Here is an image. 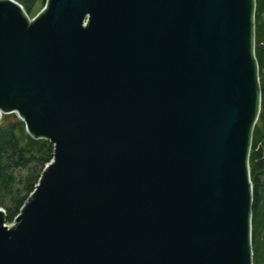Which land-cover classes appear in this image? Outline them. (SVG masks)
Listing matches in <instances>:
<instances>
[{"label": "water", "instance_id": "water-1", "mask_svg": "<svg viewBox=\"0 0 264 264\" xmlns=\"http://www.w3.org/2000/svg\"><path fill=\"white\" fill-rule=\"evenodd\" d=\"M255 0H0V117L53 159L0 264H253Z\"/></svg>", "mask_w": 264, "mask_h": 264}, {"label": "trees", "instance_id": "trees-1", "mask_svg": "<svg viewBox=\"0 0 264 264\" xmlns=\"http://www.w3.org/2000/svg\"><path fill=\"white\" fill-rule=\"evenodd\" d=\"M18 2L27 14L38 0H14ZM46 4V3H45ZM264 22V0H255L254 12V55L261 70L259 72L260 112L254 127L249 155V172L252 183V214H251V245L253 264H264L261 246L258 240L264 228V38L256 34L259 24ZM258 22V23H257ZM40 142V150L46 148L41 156L31 154L25 147H21L15 135V126L7 129L0 128V209L6 213L5 222L11 223L19 214L25 201L33 192L42 173V168L53 155L52 145L45 139H34ZM33 142V143H32ZM43 148V149H42ZM30 152V153H29ZM17 170L27 171L23 177L17 179ZM24 194L22 195V193Z\"/></svg>", "mask_w": 264, "mask_h": 264}, {"label": "rangeland", "instance_id": "rangeland-1", "mask_svg": "<svg viewBox=\"0 0 264 264\" xmlns=\"http://www.w3.org/2000/svg\"><path fill=\"white\" fill-rule=\"evenodd\" d=\"M46 1L47 0H38L36 5L32 9L30 11H27L28 17L30 19H33L34 17H36L43 10ZM260 22H262V21H260ZM259 26L260 27L258 29H256V31H257L256 34H258L259 36L264 38V22L260 23ZM263 45H264V42H263ZM260 70H261V67L259 64L258 65V71H260ZM262 72L264 73V69ZM11 126H15V135H16V138L18 140L19 145L21 147H25L27 150H29L31 152V154L39 157V156H41V153H43V151L46 150V148L45 149L42 148L43 150H40V147H38L40 145V142L34 143V144H36L35 145L36 147H33V145L30 144L31 141H33V140H31V136L25 130L24 121L21 118H19V116L17 114H15V113L2 114L0 117V128L1 129H7ZM52 159H53V155L51 154L47 163H45L44 167L42 168V171L45 168V166L51 162ZM26 172L27 171H25V170H17L14 173V176L17 179H19L20 177H23L26 174ZM35 186H36V184H35ZM23 194H24V192L22 193V195ZM0 211L3 212L4 217H5V215H6L5 211L3 209H0ZM10 224L11 223L5 222L6 226H9ZM258 244H259V246H261L260 252H261L262 257L264 258V228L262 230L261 237L258 240Z\"/></svg>", "mask_w": 264, "mask_h": 264}, {"label": "bare ground", "instance_id": "bare-ground-1", "mask_svg": "<svg viewBox=\"0 0 264 264\" xmlns=\"http://www.w3.org/2000/svg\"><path fill=\"white\" fill-rule=\"evenodd\" d=\"M15 114H17L19 117H21L18 113L14 112Z\"/></svg>", "mask_w": 264, "mask_h": 264}, {"label": "built area", "instance_id": "built-area-1", "mask_svg": "<svg viewBox=\"0 0 264 264\" xmlns=\"http://www.w3.org/2000/svg\"><path fill=\"white\" fill-rule=\"evenodd\" d=\"M19 118H21V117H19ZM21 119H22V118H21ZM22 120H23V119H22ZM12 223H13V222H11V224H12ZM11 224H10V225H11Z\"/></svg>", "mask_w": 264, "mask_h": 264}]
</instances>
